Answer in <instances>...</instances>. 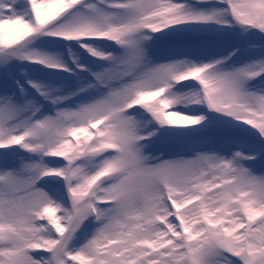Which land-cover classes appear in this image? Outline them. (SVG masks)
<instances>
[{
  "label": "snow or ice",
  "instance_id": "6c2138e0",
  "mask_svg": "<svg viewBox=\"0 0 264 264\" xmlns=\"http://www.w3.org/2000/svg\"><path fill=\"white\" fill-rule=\"evenodd\" d=\"M253 35L264 0H0V264H264ZM210 131L232 147L146 154Z\"/></svg>",
  "mask_w": 264,
  "mask_h": 264
},
{
  "label": "rangeland",
  "instance_id": "374dc122",
  "mask_svg": "<svg viewBox=\"0 0 264 264\" xmlns=\"http://www.w3.org/2000/svg\"><path fill=\"white\" fill-rule=\"evenodd\" d=\"M232 42L238 44L242 51V59H246L248 56L259 55L260 45L264 43L260 39L259 35L253 36H234ZM206 39L200 35L192 34L186 37L184 40L179 42H162L157 44L153 51L158 59L163 62L164 58L168 56H178L182 54H199L202 51ZM254 45L255 47H250ZM215 50H222L221 42H214ZM247 144V141L243 142ZM232 147V144L222 138L217 132L210 131L208 133H202L192 136H175V137H162L155 140L149 144L146 154H154L159 156L161 153L167 155L169 159H175L178 156L190 159V154H195L199 150L214 149L217 151H226ZM7 150H0V153ZM21 152L23 150H20ZM21 155L19 153L10 154L6 159L0 156V165L7 163L10 166H15L21 160ZM50 159H60V158H50ZM252 170L255 175H264V161L257 160L251 165Z\"/></svg>",
  "mask_w": 264,
  "mask_h": 264
}]
</instances>
